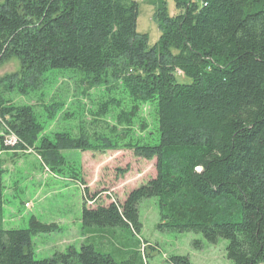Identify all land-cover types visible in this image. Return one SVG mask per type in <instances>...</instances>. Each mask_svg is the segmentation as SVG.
<instances>
[{
    "label": "trees",
    "instance_id": "16d2710c",
    "mask_svg": "<svg viewBox=\"0 0 264 264\" xmlns=\"http://www.w3.org/2000/svg\"><path fill=\"white\" fill-rule=\"evenodd\" d=\"M173 1L179 13L170 17L160 0V37L149 47L136 30L135 0H0V65L20 63L0 79V152L33 153L54 169L64 163L61 152L97 149L86 136L43 137L33 108L3 96H27L57 74H76L89 87L120 81L133 104H154L157 124L151 144L120 138L116 128L97 138L100 149L155 160L156 176L123 203L83 202L82 228L98 238L48 259H34L32 240L56 225L30 219L26 229L3 227L0 168V264H143L136 249L123 246L116 260L97 246L110 245L101 239L115 228L138 236L146 199L157 201L159 231L199 235L210 245L224 240L232 264H264V0ZM193 246L200 250L202 241ZM165 264L191 263L172 256Z\"/></svg>",
    "mask_w": 264,
    "mask_h": 264
},
{
    "label": "rangeland",
    "instance_id": "374dc122",
    "mask_svg": "<svg viewBox=\"0 0 264 264\" xmlns=\"http://www.w3.org/2000/svg\"><path fill=\"white\" fill-rule=\"evenodd\" d=\"M135 1L138 2L137 33L147 35L148 46L153 47L160 37L155 21L160 0ZM163 1L170 17L179 13L173 0ZM191 1L201 3V0ZM19 69V61L9 59L0 65V79ZM178 78L185 81L180 75ZM113 85L116 90L110 93ZM3 96L13 105L33 108L43 126V137L52 139L63 133L73 138L86 136L93 146H98L90 151L61 152L64 163L54 169L44 167L33 153L14 156L10 152H0V168L6 172L3 227L26 229L30 219L58 227L55 233L33 238L35 260L48 259L69 248L79 249L86 241L98 238V231L82 228L83 202L87 208L107 207L114 201L123 203L131 191L156 176L155 160L136 158L127 148L100 149L101 144L96 141L100 137L111 138L110 129L116 128L117 135L120 138L129 136L127 141L131 143L138 138L142 143L155 142L154 104H133L122 82L109 78L101 85L89 87L81 83L80 76L64 73L46 77L42 87L27 96L17 93ZM104 106L106 112L102 116ZM73 176H77V182ZM139 220L142 229L138 236L127 229H111L106 238L101 239V242H109L110 237V245L103 249L97 246V249L118 260L119 250L127 246V250L140 252L143 264H165L172 256L187 257L191 264H232L226 257L227 242L224 240L210 245L199 235L159 231L156 199L140 203ZM194 241H202L200 250L195 249Z\"/></svg>",
    "mask_w": 264,
    "mask_h": 264
},
{
    "label": "built area",
    "instance_id": "2783aa9c",
    "mask_svg": "<svg viewBox=\"0 0 264 264\" xmlns=\"http://www.w3.org/2000/svg\"><path fill=\"white\" fill-rule=\"evenodd\" d=\"M8 144H9L10 146H12V145L14 144V140H13V138H11V137L8 138Z\"/></svg>",
    "mask_w": 264,
    "mask_h": 264
}]
</instances>
